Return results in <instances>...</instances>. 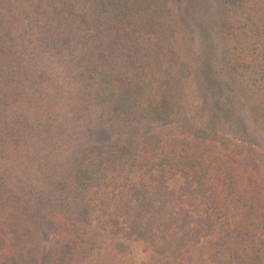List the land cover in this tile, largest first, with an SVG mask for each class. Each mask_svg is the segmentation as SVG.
<instances>
[{
	"label": "rangeland",
	"instance_id": "1",
	"mask_svg": "<svg viewBox=\"0 0 264 264\" xmlns=\"http://www.w3.org/2000/svg\"><path fill=\"white\" fill-rule=\"evenodd\" d=\"M187 1L189 15L181 12L180 0H0V105L3 103L0 107V191L4 193L0 192V215L27 212L16 207L12 200L15 195L43 199L46 206L41 209L34 203L33 212L42 210L44 216L52 210V200L61 181L88 153L87 138L92 132L102 134L107 140H116L130 134L140 139L139 136L150 133L172 134L191 128L185 119L204 108L206 100L212 102V97L199 84L204 85L208 79L213 81V77L203 74L199 79L195 76L189 79L191 68H207L206 62L212 57L208 20L218 23L215 26L222 39L218 63L227 69L230 77L235 79L236 75L230 72L234 56L242 54L241 48L248 49L252 55L263 48L264 18L255 21L245 8L246 13L238 4L230 5L231 16L237 20L232 24L233 39H229L230 35L221 27L225 7L220 0ZM40 4L43 7L38 10ZM244 34L252 36L248 46L246 41L242 40V45L236 42ZM10 37L17 43L18 51L10 49ZM137 45L140 50L136 52ZM255 62L257 65L249 67L246 77L252 89L244 91L241 100L247 105L252 128L262 129L259 132L264 134V124H255L259 118L250 111L252 105L264 98V52ZM151 65L160 71L149 76L146 72ZM97 72L105 77L104 86L98 84L101 77ZM144 76L155 82L157 88L179 84L174 96V113L170 115L175 118L172 123H155L150 129L146 127L151 124L147 121H124L135 114L128 117L121 105L123 91L128 88L136 92ZM235 81L243 91L240 78ZM144 83L148 84L147 80ZM256 86L263 91L259 92ZM102 87L105 88L103 95L98 98L96 91ZM221 99L226 104L229 101L226 94ZM116 116L123 122L115 121ZM12 119L15 123L7 126ZM227 135L263 156L264 168V138L251 141L233 133ZM15 137L20 138L19 144ZM107 144L109 141L96 142L95 146L104 148ZM51 177L57 178V182ZM1 180L13 189L12 196L1 187ZM10 228L14 231L12 225ZM54 238V232L42 220L29 242L49 246ZM207 244L205 240L193 241L196 261H200L198 252ZM92 256V264L178 261L176 256L155 253L146 243L135 241L114 243ZM39 264H43L42 260Z\"/></svg>",
	"mask_w": 264,
	"mask_h": 264
},
{
	"label": "trees",
	"instance_id": "2",
	"mask_svg": "<svg viewBox=\"0 0 264 264\" xmlns=\"http://www.w3.org/2000/svg\"><path fill=\"white\" fill-rule=\"evenodd\" d=\"M220 2L225 7L221 27L230 35L229 39H233L232 24L237 20L231 16L230 5L238 4L255 21L264 18V0ZM180 3L181 12L189 15L188 1L180 0ZM42 7L40 4L37 9ZM215 25L218 23L213 19L208 20L212 57L206 62L207 68L189 71V79L192 76L199 79L203 74L213 77V81L208 79L204 85L199 84L212 97V102L206 100L204 108L185 119L191 128L180 133L139 136L142 140L135 134L107 140L102 134L92 132L87 138L88 153L61 181L52 200V210L43 216L42 210L33 212L32 206L37 203V207L39 204L44 208L43 199L12 197L16 207L27 212L1 213L0 264H39V260L43 264H92V255L125 241L144 242L155 253L178 258L177 262L167 264H264L263 156L227 135L233 133L251 141L264 138L259 132L262 129L252 128L247 105L241 100L244 91L252 89L246 82L248 69L257 65L255 61H259L264 46L253 55L241 48L242 54L234 56L230 73L240 78L242 91L235 81L237 77H230L227 69L219 66L222 39ZM243 36V39L237 37L236 42L242 45L243 40L248 46L252 36ZM8 39L10 49L18 51L14 39ZM135 48L136 52L140 50L139 45ZM189 51L193 57L191 44ZM158 71L151 65L146 73L152 76ZM161 73L165 75V71ZM97 74L101 77L98 84L104 86L105 77L100 72ZM145 80L139 83L136 92L128 88L123 91L121 105L128 117L135 114L124 121H147L151 123L146 126L150 129L155 123H172L175 118L170 115L174 113L179 84L163 89ZM104 89H97L98 98ZM258 91L263 90L258 87ZM192 94L191 91L189 96ZM224 94L229 104L222 101ZM252 106L250 111L259 118L253 121L264 124V98ZM115 121L119 123L123 119L116 116ZM13 123L15 119L7 126ZM15 139L19 144L20 138ZM104 141H109L108 146H95L96 142ZM51 180L57 182V178ZM1 182V187L12 196L13 189L7 188L4 180ZM2 205H6L4 201ZM42 220L55 234L49 246L29 242ZM200 240L208 244L198 252L200 261H196L193 241Z\"/></svg>",
	"mask_w": 264,
	"mask_h": 264
}]
</instances>
